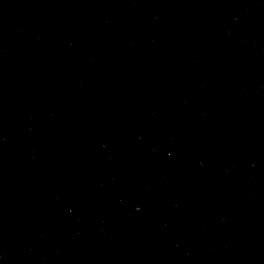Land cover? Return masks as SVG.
<instances>
[{
  "label": "water",
  "instance_id": "95a60500",
  "mask_svg": "<svg viewBox=\"0 0 264 264\" xmlns=\"http://www.w3.org/2000/svg\"><path fill=\"white\" fill-rule=\"evenodd\" d=\"M43 264H264V0L162 134Z\"/></svg>",
  "mask_w": 264,
  "mask_h": 264
}]
</instances>
